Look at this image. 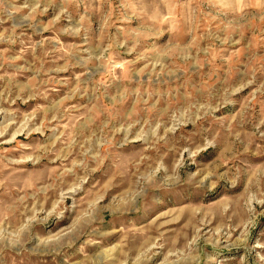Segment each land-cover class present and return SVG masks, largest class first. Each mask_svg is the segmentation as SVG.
<instances>
[{"label": "rangeland", "instance_id": "374dc122", "mask_svg": "<svg viewBox=\"0 0 264 264\" xmlns=\"http://www.w3.org/2000/svg\"><path fill=\"white\" fill-rule=\"evenodd\" d=\"M0 264H264V0H0Z\"/></svg>", "mask_w": 264, "mask_h": 264}]
</instances>
